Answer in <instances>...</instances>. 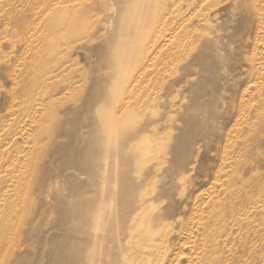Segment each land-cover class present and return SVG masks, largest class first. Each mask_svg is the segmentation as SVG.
Returning <instances> with one entry per match:
<instances>
[{"label":"rangeland","instance_id":"obj_1","mask_svg":"<svg viewBox=\"0 0 264 264\" xmlns=\"http://www.w3.org/2000/svg\"><path fill=\"white\" fill-rule=\"evenodd\" d=\"M0 264H264V0H0Z\"/></svg>","mask_w":264,"mask_h":264},{"label":"bare ground","instance_id":"obj_2","mask_svg":"<svg viewBox=\"0 0 264 264\" xmlns=\"http://www.w3.org/2000/svg\"><path fill=\"white\" fill-rule=\"evenodd\" d=\"M34 36V35H33ZM102 36V35H101ZM30 43H31V41H29ZM29 44V43H28ZM30 45V44H29ZM14 224H16V222L14 223ZM13 226V225H12ZM15 226V225H14ZM12 228V227H11ZM135 238V237H134Z\"/></svg>","mask_w":264,"mask_h":264}]
</instances>
